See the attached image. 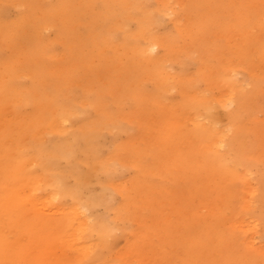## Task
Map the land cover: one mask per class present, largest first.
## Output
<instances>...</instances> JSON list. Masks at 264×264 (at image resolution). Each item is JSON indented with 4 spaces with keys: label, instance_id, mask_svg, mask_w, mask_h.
<instances>
[{
    "label": "rangeland",
    "instance_id": "1",
    "mask_svg": "<svg viewBox=\"0 0 264 264\" xmlns=\"http://www.w3.org/2000/svg\"><path fill=\"white\" fill-rule=\"evenodd\" d=\"M157 1L138 0L136 10L127 7L126 0H0V10L4 13L3 17L0 15V94H4L1 83H6L20 71L23 72V90L35 86V93L38 86H46V94L58 96L63 107L70 100L81 104L82 95L89 88L88 101L92 100L94 105L80 106L82 110L66 123L68 132L87 126L88 120L98 119V94L116 119L128 128L111 125L102 128L97 152L90 160L95 173L79 190L80 199L63 192L73 190L77 185L76 174L68 160L60 158L54 167L56 176L63 172L68 174L63 182L47 176L50 170L48 172L39 159L28 164L29 170L45 179L43 196L54 191L58 195V208L64 209L63 212L56 207L42 210L50 215L52 223L63 225L71 215V207L84 209L87 203L89 206L99 198L92 208H86L87 236L95 245L96 264H123L129 258L134 264H155L159 246L163 247L165 264H236L231 246L233 239L227 233L229 220L243 209L247 189H258L256 194L261 197L264 187V0L197 3L171 0L173 9L167 12ZM106 6L114 12L128 8L129 19L122 16L119 23L112 26L107 39H98V28L109 11ZM205 10H212L226 23L207 28L209 33L206 44L200 46L202 50L185 54L191 37L178 34L175 22L178 18L188 20L191 13L204 19ZM147 15L155 21L147 18V28L142 29L137 17L144 21ZM172 33L181 37L179 43L184 53L160 47L159 57L165 59L167 70L178 77L184 76L199 93L217 96L221 92L219 85L211 86L201 77L204 69L214 79L216 68L231 64L236 79L243 80L246 93L251 94L254 87L249 82L252 77H259L260 88L252 95V101H258L256 108L244 113L241 119L250 150L247 155L251 163L248 184L234 181L230 174H219L217 171H221L216 167L205 168V150L190 139L193 126L180 121L187 115L182 109L183 94L179 88H171L165 93L166 98L158 102L155 96L152 97L155 82L136 73L144 58H138L131 45L146 46L147 38L152 34L164 38ZM61 81H65L68 89L60 86ZM132 82L142 89L139 99L132 94L136 91ZM52 85H57L58 89ZM60 92L66 94L62 97ZM44 101L46 99L40 96L29 100L22 110L26 118L34 117L40 108L36 104ZM168 108L178 110L174 129L170 132L164 120L163 123L156 121L157 113L166 114ZM234 108L233 105L217 107L219 128H229L227 115ZM51 112H45L47 120ZM13 127L19 125L16 123ZM183 134H188L185 140ZM233 134L230 130V135ZM58 135L45 126L29 133L25 141L49 147L50 140ZM250 143L256 144V148H249ZM191 145L203 151L202 155L192 152ZM133 146L137 151L131 153ZM118 155H123L124 161L115 159ZM234 156L233 150L228 152L230 167L236 159L233 160ZM237 170L242 174L244 166L238 165ZM103 181L106 182L104 186ZM256 206L261 207L257 200ZM254 215L260 218V226L249 258L253 264H264V217L258 212ZM99 220L103 223L104 242L96 227ZM200 220L204 223L202 227ZM156 223L159 228L154 231ZM170 224L173 225L170 227ZM210 224L214 229L206 231ZM170 228L174 230L173 238L171 242L167 241L168 245L162 246L156 234H166V229L171 233ZM53 229L54 233H59L56 227ZM205 241L214 248H208L209 252L213 251L214 261L207 254ZM68 254L72 259H78V250ZM77 263L88 264L80 260Z\"/></svg>",
    "mask_w": 264,
    "mask_h": 264
},
{
    "label": "bare ground",
    "instance_id": "2",
    "mask_svg": "<svg viewBox=\"0 0 264 264\" xmlns=\"http://www.w3.org/2000/svg\"><path fill=\"white\" fill-rule=\"evenodd\" d=\"M193 1L197 3L205 0ZM126 2L127 7L132 9H136L138 6V0H126ZM157 2L165 12L173 9L170 3L171 0H158ZM108 7H105L106 11L109 10L106 13L107 17L103 20L102 26L98 28V39H107L111 35L112 26L119 23L122 16L126 20L129 19L126 14L128 8L124 11L114 12ZM1 11L0 15L3 17L4 13H1ZM191 14L188 20L178 18L175 22L178 34L185 35L188 38L189 36L191 37L185 54L202 50L200 46L206 44V34L209 33L207 28L217 23H226V21L222 22L219 20V17L212 10L209 12L205 10L204 19L199 16L196 17L197 13ZM147 18L149 20L153 19L150 15H147L144 21H142L140 16L137 17L140 28H147ZM197 21L199 23L196 26ZM194 26L196 28H193ZM174 33L168 34L164 38L152 34L147 38L148 43L146 46L136 43L131 45L134 54L138 58L139 56L144 58L136 73L155 82V94L152 97L155 96L158 102H162L166 98L165 93L169 92L171 88H179L183 94L182 109L187 115L185 120L180 119V121L188 124V126H193V133L190 132L193 137L190 139L193 144L205 150V168L216 167L222 172L217 171L219 174H230L234 181L241 180L243 183H247L250 175L249 167L251 168V163L248 162L249 158L247 156L250 150L247 146L246 132L241 119L244 113L251 112L256 108L258 101H252V95L253 92L258 91L260 88V79L258 76L252 77V82L250 81L249 84H252L254 91L252 94L246 93L245 83L243 80L236 79L233 66L231 64L225 66L221 64L222 68H216V78L213 79L206 73L205 69L201 75V77L207 79V84L220 86L221 92L219 95L211 96L208 93H199L195 90L196 88L192 82L187 83L184 76L178 77L179 75L167 70L164 67L165 59L159 57L158 48L160 47L167 51L174 50L178 53H184L179 43L181 37L178 34L174 35ZM199 35L203 36L199 37ZM28 69L30 70V68ZM22 76L23 72L20 71L15 73L13 78L6 83H1L4 86V94H0V264H78L77 261L79 260L81 263L96 264V258L94 257L95 245L87 236L89 226L86 208H92V205L97 203L99 198L98 201L97 199L93 200L89 206L87 203V207L84 206V209L78 206L71 207V215L64 220L63 225L52 223V219H49L50 215H46L48 213L46 211L43 213L42 210L49 211L48 207H56L58 211L63 212L64 209L58 208L56 204L58 195L54 191L46 197L43 196L42 190L45 179L42 176H36L34 172L29 170L28 164L32 165L39 159L42 164L46 165L47 171L48 169L50 170V172L48 171L50 174H47V176L63 182L67 179L68 174L65 175L63 174L65 172H63L56 176L54 167L60 158L68 160L70 167L76 174L77 185L73 190L65 189L63 192L80 199L79 190L82 185H86V182L95 173L91 161L97 152V141L101 136L102 128L107 125L122 129L128 128L123 126L122 121L116 119L117 117L111 112V108L107 103H102L100 94H98V119L88 120L87 126L76 128L70 133L66 123L82 110L80 106L94 105L92 100L88 101V95L91 90L88 88L84 93L86 96L82 95L81 104L70 100L63 107L58 96L46 94L48 93L46 86H38L35 93V86L27 91L23 90ZM65 84V81L60 82V86L63 85L64 88L68 89ZM53 86L58 89L57 85ZM132 86L136 88V91H132V94L139 99L142 96V89L138 88L137 84L133 82ZM64 94L66 92H60L62 97ZM39 96L44 97L46 101L36 104L40 108H37L38 110L35 112L34 117L26 118L22 111L24 105L29 100H36ZM230 105L235 106L227 115L230 121L228 127L232 129H221L218 127L219 116L217 107ZM47 111H52L48 120L45 114ZM177 111L168 108L166 114L157 113L156 121L163 123L164 120L168 131L174 129ZM16 123L19 127H13ZM45 126L55 131V133H59L58 138L56 136V138L50 140L52 143L49 147H44L43 144L37 142L27 143L25 141V137L29 133L37 132L45 128ZM230 130L234 131L233 136L230 135ZM187 135L185 136L187 137ZM185 136L183 134V140L186 139ZM255 145L252 146L250 143L249 148L255 149ZM197 146L191 145V151L202 155L203 151L199 150ZM114 147L117 149V144ZM226 147H228V150ZM231 150L235 152L233 160L236 158L232 161V167L228 166L229 161L227 160L228 152ZM32 151L33 154H31ZM130 151L133 153L137 150L133 146ZM122 156L118 155L115 159L124 161ZM115 159H111V161H115ZM86 160L91 161L86 162ZM238 165L244 166L242 174H239L237 170ZM105 184L106 182L103 186ZM257 192L258 189L256 188L247 189L244 203L242 204L243 209L235 212L234 219L230 218L229 220L230 227L227 233L233 239L231 246L236 264L254 263L251 262L252 258H249L252 255L249 251H252L256 245L255 240L260 226L258 222L260 218H256L254 214L258 212L260 216L264 217V187L261 197H258ZM256 200L261 204L260 208H257ZM26 205L30 207H25ZM216 224L217 222L214 225ZM171 225L173 224L169 226L171 227ZM200 225L201 227L204 225L202 220H200ZM214 225L210 224L206 231L213 230ZM53 227H56L59 233H54ZM60 227H62L61 232L59 231ZM96 227H98L101 240L104 242L103 223L99 220ZM154 227V231H156L155 229L159 228V225L156 223ZM170 230L171 233L169 229H166L165 235L162 233L156 234L159 243L163 244L162 246L168 245L167 241L171 242L174 230L173 228H170ZM239 236H241V240ZM205 242L207 254L210 255L211 261H214L213 251L209 252V249L214 250V248L212 244L207 245V241ZM72 250H78L77 260L69 256L68 252ZM163 253V247L159 246L156 251L157 263L155 264H165L166 258ZM130 259L124 260L123 264H134ZM222 264H226V262Z\"/></svg>",
    "mask_w": 264,
    "mask_h": 264
}]
</instances>
